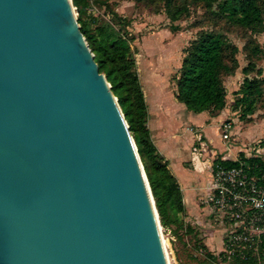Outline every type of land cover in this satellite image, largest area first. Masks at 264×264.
I'll return each instance as SVG.
<instances>
[{"label": "water", "instance_id": "95a60500", "mask_svg": "<svg viewBox=\"0 0 264 264\" xmlns=\"http://www.w3.org/2000/svg\"><path fill=\"white\" fill-rule=\"evenodd\" d=\"M160 225L73 0H0V264H169Z\"/></svg>", "mask_w": 264, "mask_h": 264}, {"label": "trees", "instance_id": "16d2710c", "mask_svg": "<svg viewBox=\"0 0 264 264\" xmlns=\"http://www.w3.org/2000/svg\"><path fill=\"white\" fill-rule=\"evenodd\" d=\"M211 5L216 0H200ZM78 7V21L90 47L95 53L100 71L104 72L112 84L120 105L136 140L152 192L163 224L175 220L177 212H183V192L177 176L171 171L169 161L160 152L152 139L148 126V106L145 91L136 67L131 38L128 36L129 21L119 11L111 9L112 20L104 21L92 29L93 15H86L88 0H73ZM166 10L172 20H177L183 6L172 7L168 1ZM183 12V11H182ZM215 12L226 17L233 24L242 26L251 32L264 31V1L260 0H220ZM92 18V19H91ZM175 25V24H174ZM179 28L178 25L174 29ZM262 48L260 45L257 50ZM245 49V47H244ZM239 46L224 32L212 29H201L186 47L181 66L176 75V96L194 112L211 111L217 115L226 107L227 88L224 75L233 73L240 67L238 58ZM246 51V50H245ZM247 62L241 67L244 73L240 87L235 90L238 96L234 108L241 107V115H252L257 110L259 96L264 93V68L259 65L250 53ZM258 54V53H257ZM263 54V53H262ZM254 72V73H253ZM253 73V74H252ZM259 139L255 145H263ZM218 165L230 169L243 167L247 183L244 191L249 190L251 183L257 189H264V155L239 151L236 158L223 157L218 154L213 160V172ZM252 210L261 212L255 207ZM257 239L256 253L252 246L230 249L228 254L233 264H260L264 261V232ZM226 257V256H225Z\"/></svg>", "mask_w": 264, "mask_h": 264}, {"label": "rangeland", "instance_id": "374dc122", "mask_svg": "<svg viewBox=\"0 0 264 264\" xmlns=\"http://www.w3.org/2000/svg\"><path fill=\"white\" fill-rule=\"evenodd\" d=\"M88 1L86 15L96 17V20L93 19L91 22L92 29H95L98 24L105 20H112L114 16H112L111 9L119 11L128 19V36L131 38L136 57V67L142 84H145V79L151 78L150 73L155 71L157 72L156 78L166 81L167 87L176 86L175 78L178 75L186 47L201 29L224 32L228 38L236 42L240 48L238 53L240 65L247 62L246 51L249 56L251 53L253 57H259L255 58L259 65H262L264 61V31L255 34L245 27L233 24L226 17L215 12L220 0H216L212 5L211 3L206 5V2L200 0ZM168 1L172 7L183 6V12L181 11L179 19L172 20L169 17V12L166 10ZM74 6L78 15V7L75 4ZM174 24L178 25L179 28L174 29ZM259 45L262 48L257 50ZM147 63L152 66L153 71L148 69ZM240 69L241 67L233 73L224 75L228 90L226 106L230 108L231 113L228 112V116H225L226 118L221 125L212 119L207 121L204 131L193 125L190 128L192 133L199 131L204 133L201 140L209 138L214 141L218 148L225 146L227 141H232L238 149L240 148L237 153L241 150L249 153L256 141L264 139V93L259 96L257 110L254 114L241 115V107L234 108L235 100L238 97L234 88L240 87L244 78V73H241ZM152 84L155 86V83ZM190 111L196 114V112ZM206 112L212 114L211 111H203L200 114ZM225 120L232 121L231 130L232 128L233 130L238 129L237 132L230 131L229 139L222 138ZM254 134L255 137H250ZM198 140L196 138V141ZM207 144L214 148L210 142L203 143L205 147ZM262 154L264 155V153ZM217 155L216 152L215 157ZM198 157H200L199 154ZM198 161L196 166L203 167L202 161L199 159ZM213 184L214 179L212 187ZM260 194H264L263 188L260 189ZM211 196L212 188L207 198H200V205L196 209H192V212H188L187 209L183 212H177L174 216L175 220L169 224H163L160 220L161 232L166 240L170 264H233L232 258L228 254H222V252L229 253V246L227 247V245L231 236L242 228L251 236L247 246H252L254 252H258L255 245L257 242L255 235L258 234L259 227L264 223V216L262 219L260 217L262 210L261 212L252 210L254 206L251 201L246 200L247 197H244L243 201L238 203L239 205L230 206L229 204L215 203ZM237 212H239L238 215ZM243 243V241L236 242L234 247L243 248ZM260 264H264V261H260Z\"/></svg>", "mask_w": 264, "mask_h": 264}, {"label": "crops", "instance_id": "0c3cea01", "mask_svg": "<svg viewBox=\"0 0 264 264\" xmlns=\"http://www.w3.org/2000/svg\"><path fill=\"white\" fill-rule=\"evenodd\" d=\"M245 64L246 62L241 63L240 67ZM147 67L153 71L152 66L148 63ZM156 73L155 71L151 72V78L147 79L146 76L145 84H142L148 106V126L153 141L160 152L168 159L171 171L180 182L185 209L190 212L200 205V198H207V195L210 194L214 179L212 165L215 153L217 152L223 157L232 156L231 158H236L238 156L237 152L240 149L232 141H227L225 146L218 148L214 144V141L210 140L205 133L208 139L201 142V150L194 154V144L199 143L196 141V138L204 133L200 131L192 133L190 126H197L204 131V126L208 123L207 121L212 119L221 125L222 121L226 118L225 116H228V112L231 110L226 106L217 115H210L207 112L205 114H200V112H196V114L191 113L186 104L177 98L176 86L173 88L167 87L166 81L156 78ZM241 73H243L242 70ZM152 83H155V86ZM237 88L238 86L234 90ZM232 112L235 113V111ZM186 124L189 127H186ZM231 131L237 132L238 129L233 130L232 128ZM255 136L254 134L250 137ZM222 138L225 139L223 136ZM206 141L210 142L214 148H211L209 144L205 147L203 143ZM198 154L200 157H198ZM198 159L202 161L201 164H204L203 167L196 166L197 162H199Z\"/></svg>", "mask_w": 264, "mask_h": 264}, {"label": "built area", "instance_id": "2783aa9c", "mask_svg": "<svg viewBox=\"0 0 264 264\" xmlns=\"http://www.w3.org/2000/svg\"><path fill=\"white\" fill-rule=\"evenodd\" d=\"M224 132L223 137L225 139H229L230 131L232 127V121L225 120L224 122ZM202 135L198 137V145L194 144L193 152L198 153L201 146V142H203ZM200 144V145H199ZM264 153V145H254L251 147V151L249 153ZM248 153V152H247ZM194 158V157H193ZM246 172L243 167H234L230 169H226L220 165H218V169L214 172V184L212 188V201L219 204H229L230 206H237L238 203L243 201L244 197H247L246 200L251 201L252 205L262 210V215L264 216V194H260V190L256 188L254 183H251V187L249 190L252 192H245L244 186L247 183ZM237 215L239 212L236 213ZM264 221V218H263ZM261 232H264V223L259 227L258 234L255 237L259 236ZM251 236L242 228L240 231L233 236H231V241L229 240L230 249H234V244L239 241H243L244 247L249 244Z\"/></svg>", "mask_w": 264, "mask_h": 264}, {"label": "bare ground", "instance_id": "6f19581e", "mask_svg": "<svg viewBox=\"0 0 264 264\" xmlns=\"http://www.w3.org/2000/svg\"><path fill=\"white\" fill-rule=\"evenodd\" d=\"M160 229H161V225H160ZM161 231H162V230H161ZM161 236H162V241H163V244H164V247H165V250H166V253H167V257H168L167 246H166V240L164 239V236L162 235V232H161ZM168 262H169V264H170L169 257H168Z\"/></svg>", "mask_w": 264, "mask_h": 264}]
</instances>
